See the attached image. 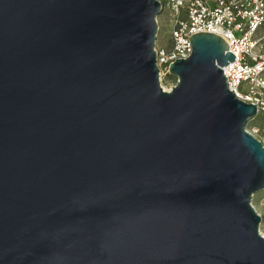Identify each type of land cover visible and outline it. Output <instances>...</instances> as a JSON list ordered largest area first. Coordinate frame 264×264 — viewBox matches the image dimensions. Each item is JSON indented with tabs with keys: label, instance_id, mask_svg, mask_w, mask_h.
<instances>
[{
	"label": "water",
	"instance_id": "1",
	"mask_svg": "<svg viewBox=\"0 0 264 264\" xmlns=\"http://www.w3.org/2000/svg\"><path fill=\"white\" fill-rule=\"evenodd\" d=\"M156 0H0V264H264V146L199 32L159 82Z\"/></svg>",
	"mask_w": 264,
	"mask_h": 264
},
{
	"label": "built area",
	"instance_id": "2",
	"mask_svg": "<svg viewBox=\"0 0 264 264\" xmlns=\"http://www.w3.org/2000/svg\"><path fill=\"white\" fill-rule=\"evenodd\" d=\"M156 1L161 5L156 17L158 30L160 17L171 26L167 45L155 43L161 87L171 79V87L175 85L177 77L170 73L169 67L175 59L190 56V37L199 32L215 33L227 42L229 52L234 55V61L222 67L228 89L238 99L254 104L256 116L264 113V0ZM245 130L264 146V128L245 126ZM261 193L264 199V190ZM251 204L256 210L252 200Z\"/></svg>",
	"mask_w": 264,
	"mask_h": 264
},
{
	"label": "rangeland",
	"instance_id": "3",
	"mask_svg": "<svg viewBox=\"0 0 264 264\" xmlns=\"http://www.w3.org/2000/svg\"><path fill=\"white\" fill-rule=\"evenodd\" d=\"M171 31V26H169V23L167 20H164L163 17H160V29L157 32V39L156 44H159L160 46H166L168 43V37ZM173 79L168 80L167 82H163V86L166 89H169L171 87V82ZM246 127H259L264 128V113H259L255 119L248 121L246 124ZM252 203L255 206L257 212L261 215V223H260V232L264 233V199L262 197V193L257 192L252 197Z\"/></svg>",
	"mask_w": 264,
	"mask_h": 264
},
{
	"label": "bare ground",
	"instance_id": "4",
	"mask_svg": "<svg viewBox=\"0 0 264 264\" xmlns=\"http://www.w3.org/2000/svg\"><path fill=\"white\" fill-rule=\"evenodd\" d=\"M163 89L164 90H166V91H168L169 89H166L164 86H163ZM262 235L264 236V233L262 232Z\"/></svg>",
	"mask_w": 264,
	"mask_h": 264
}]
</instances>
